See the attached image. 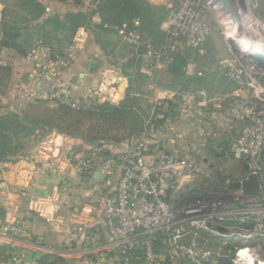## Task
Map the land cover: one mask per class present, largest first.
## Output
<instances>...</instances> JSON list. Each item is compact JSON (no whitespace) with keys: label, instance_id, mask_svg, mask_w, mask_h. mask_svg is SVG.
I'll use <instances>...</instances> for the list:
<instances>
[{"label":"built area","instance_id":"obj_1","mask_svg":"<svg viewBox=\"0 0 264 264\" xmlns=\"http://www.w3.org/2000/svg\"><path fill=\"white\" fill-rule=\"evenodd\" d=\"M145 1L166 8L167 41L162 47L138 55L143 67L153 70L159 65L169 66L177 51L194 49L202 53L215 31L223 30L235 42L233 51L240 66L220 61L216 69L242 88L213 98L204 89L190 86L168 100L157 101L152 121H161L164 114H169L178 122L198 123L210 132L205 136V149L189 155L174 151L156 157L151 163L154 151L150 135L154 126L150 121L128 148L107 161L109 167L121 170L115 197L107 207L105 224L109 242L97 244L91 235H85L81 251L91 260L114 258L123 264L138 260L145 264H220L223 254L209 248L208 242L201 238L202 230L212 228L213 234L222 236L233 229L230 225H250L253 227L250 238L264 244V71L254 59L256 54L264 55V49L251 43L250 38L255 34L253 10L247 0H237L235 9L233 3L228 7L225 0ZM239 21L244 23L243 38H240ZM130 37L140 46L138 31ZM40 78L45 79L44 75ZM103 86L111 88L107 94L103 90L100 98L114 102L117 81L103 82ZM220 132L227 138L213 140L221 137ZM70 139L54 134L42 143L50 144L52 154L59 156L66 153L65 144ZM19 159L31 162L33 155ZM227 160L243 163V171L236 179L230 174L219 177L223 172L218 163ZM89 164L81 163V172H87ZM250 175H256L260 184V192L254 196L235 186ZM202 178L211 182L210 188L202 187ZM64 190L65 187L59 186L56 191ZM25 194L23 191L18 195ZM191 234L193 238L187 242ZM78 240L79 233L67 241V249H73ZM244 251L254 264H264V259L259 255L254 258L249 249L239 251L234 264L247 262ZM11 264L28 262L16 253L11 256Z\"/></svg>","mask_w":264,"mask_h":264},{"label":"crops","instance_id":"obj_2","mask_svg":"<svg viewBox=\"0 0 264 264\" xmlns=\"http://www.w3.org/2000/svg\"><path fill=\"white\" fill-rule=\"evenodd\" d=\"M38 2L45 7L47 15H59L63 19L71 12H84L81 9L87 1H81L80 4L55 0ZM5 9L6 5L0 0V26L4 17L11 20ZM102 29L105 33L111 31L107 25L102 26L97 10L87 24L76 30L72 46L73 59L68 61V67L61 76V101L64 102L67 97L71 99H66L65 102H76L82 97H103L111 88H105L103 82L111 83L115 80L117 94L112 103H121L129 95L130 72L123 74L125 63H114L109 61V55H103L96 39ZM1 35L0 28V40ZM33 46L28 59L12 50L0 48V69L11 68L13 81L20 80L21 72L26 74L27 71H32L31 68L36 66L35 61L38 59H41V64H51L52 60L48 58L51 49L38 40ZM101 58H104L103 62L100 60L93 63L95 59ZM65 65L62 63V66ZM138 65V73L150 82L145 87L147 93H134L132 96L142 97L146 101L144 108L151 115L155 113L158 100L172 98L179 88L173 85L169 66L159 65L157 69L149 70L140 61ZM28 78L35 80L32 75ZM103 90L106 91L104 94ZM31 96L34 97V94L31 93ZM218 96L220 97L216 94ZM77 106L73 103L72 108ZM164 115L160 121L162 131L153 130L150 135L154 151L151 163L156 157L174 151L189 155L205 149L204 140L206 133H210L209 129L196 122H178L169 114ZM226 138L227 135L223 133L219 139L213 140L221 141ZM108 145L101 142L96 146L100 148H95V145L88 147L82 138L72 137L65 144L66 153L57 156L52 154L50 144L41 141L37 150L30 153L33 161L19 159L0 164V264H11V256L16 253L23 255L28 264L34 261L49 264H123L114 258L91 260L81 251L85 235H91L97 244H105L110 240L105 224L107 207L115 197L121 170L107 165L108 158L104 153ZM84 162L90 164L88 171L83 173L80 165ZM50 165L51 170L48 169ZM242 171L243 168L236 173L240 174ZM59 186L66 190L57 192ZM23 191L25 196H19ZM78 233L79 240L73 249L68 250L67 241ZM127 264L145 263L138 260Z\"/></svg>","mask_w":264,"mask_h":264},{"label":"rangeland","instance_id":"obj_3","mask_svg":"<svg viewBox=\"0 0 264 264\" xmlns=\"http://www.w3.org/2000/svg\"><path fill=\"white\" fill-rule=\"evenodd\" d=\"M1 1L6 5V15L11 20L18 21L20 24L30 20L27 10L22 7L24 0ZM81 1H87L81 9L84 11L83 13L86 15L87 21L92 19V15L99 10V5L104 3L103 0ZM227 1L230 4H234L232 8L237 4V0ZM247 5L253 10L252 19L254 21L252 24L254 25L252 27L255 34L250 38L251 43L260 49H264V0H247ZM235 12L237 11L234 10L232 13L234 17ZM165 15V7L147 6L143 17L136 19L135 23L130 22L122 28H114L107 33L102 29L96 35V39L103 50V55H109V61H113L114 63H125L122 69L123 74L130 72L128 87L130 97H133L132 94L134 93H147L145 87L150 81L138 73V55L150 48H158L166 44ZM247 15L249 16V14H246V18H249ZM238 25L240 38H243V35H245L244 23L239 21ZM138 27H141V29L144 27L142 33L140 34L139 32L140 46H136L132 42L133 38L130 37L131 34H136ZM51 31L52 33L48 37L45 36V32H36L33 41L29 44L26 55L21 56L28 59L30 57L29 53L33 52L31 50L34 47V42L38 40L41 41L42 45L51 49L49 52L50 56H48L52 60V62L50 61L51 64H41V59L34 60L36 66L31 68L32 71H27L26 74L21 72L19 76L20 80L18 81H13L11 68L3 67L0 69L1 114L4 116L10 112L17 114L19 121L25 127L22 134L15 140L16 144H22L21 150H19L21 152L19 158H24L34 152V150H37L42 140L49 139L54 134H63L70 138L86 137L93 142L95 148H100L96 146L101 142L109 144V147L105 148L107 150H104L106 158L109 159L115 153L128 148L133 139L141 134H137V131L144 130L149 122L152 121L154 114L150 115L144 108L146 101L142 97H133L126 102V105H130L133 109V113L128 114L122 111H120L122 113L113 114L102 113L103 111H100L98 107L100 108V106H104L105 104L116 106H121L122 104H113L100 97H82L76 102H65L66 99H71L67 97L64 102L61 101L63 100L60 94L63 88L60 83L62 81L61 76L66 67H68V61L73 59L72 46L75 42L76 32L73 34L71 27L63 33ZM234 47L235 42L231 40V37L225 36L223 30H216L211 42L202 53L194 49L192 50L199 54L194 52L182 53L186 64V75L189 78L194 77L192 84L199 86L201 89L207 91V93L210 92L211 94L209 93V95L213 98H216V94L223 96L242 88L240 85L221 75L216 69V65L220 61L237 67L240 66V62H238L239 60L233 51ZM100 60L103 62L104 58L95 59L93 63ZM62 63L66 65L62 66ZM30 75L35 80H29L28 77ZM40 75H44L45 79L40 78ZM187 76L173 81V85L180 90V86L187 81ZM197 79H200V81H197ZM31 93L34 94V97L31 96ZM73 103L78 105L74 109L72 108ZM62 105L85 113H81L79 116L72 114L68 119L65 116L64 120H59V115L53 112ZM94 109H97L94 115L87 112ZM77 120L80 121V125L77 128H68L70 122ZM41 121L46 123L43 124V127ZM29 124L34 125L35 129H26ZM151 124L154 126L153 130L156 131L158 129L159 132L162 131L160 129V121H152ZM223 133L220 132V135ZM122 141H125L124 144H122ZM218 165L222 168L223 172L219 173L220 178L230 174L236 179V171H240L243 168L242 162L232 160L219 161ZM201 184L206 189L211 187V182L205 181L203 178L201 179ZM230 227L233 229L228 230L222 236L213 234L212 228L200 232L201 238H204L208 242L210 249L220 251L223 254L224 259H222L220 264H234L233 261L236 260L237 253L243 249H249L254 258L259 255L261 259H264V244L255 237L250 238L253 234V227L242 224L230 225ZM192 238L193 234L186 238V241L190 242Z\"/></svg>","mask_w":264,"mask_h":264},{"label":"trees","instance_id":"obj_4","mask_svg":"<svg viewBox=\"0 0 264 264\" xmlns=\"http://www.w3.org/2000/svg\"><path fill=\"white\" fill-rule=\"evenodd\" d=\"M57 2L65 3L67 1H72L75 4H79L81 0H55ZM103 4L99 5V14L102 20V26L107 25L108 29L113 30L114 28H122L130 22L135 23L136 19H140L143 17V14L150 5L145 0H103ZM22 7L27 10V15L30 17L29 21H24L23 23H19L15 20H7L5 17L1 22V40H0V48H5L16 52L19 56L26 55L30 42L33 41L36 32H45V36H49L52 33L51 30L57 33H63L68 31L71 27L73 34L76 30L87 24L86 15L83 12L78 13H68L64 16L63 19L59 15H47L45 7L38 2V0H24L22 3ZM167 13V12H166ZM166 18V15H165ZM27 23V25H24ZM141 27L137 28V31L140 34L143 31ZM72 34V35H73ZM28 43V44H27ZM197 53L192 49H186L185 51H177L174 55V62L169 65L168 69L170 74L173 76V81H177L180 77L186 75V64L185 59L182 53ZM193 78H189L187 76V81L183 83L180 88H189L198 87L197 85H193ZM200 81V79H197ZM130 95H127L126 99L121 102V106L105 104L104 106L98 107L102 113H122L126 112L133 113V109L130 105H126L127 101L132 99ZM97 109L87 111L88 113L94 115ZM122 111V112H120ZM56 113L59 120H64L65 116L67 119L73 114L79 116L80 111H75L66 106H59L58 109L53 112ZM32 122V121H30ZM42 127L45 122L41 121ZM80 125V121L77 120L75 122H70L68 128L75 127L77 128ZM144 128V127H143ZM26 129H35L34 125H27ZM25 130V127L19 121L17 114L9 113L4 116L1 114L0 108V164L16 162L19 160V154L21 153L19 150L22 147V144H16L15 140L19 137L20 134ZM143 129L137 131V134L142 133ZM42 138V136H40ZM85 145H93L86 137L82 138ZM98 142V141H97ZM88 146V147H89ZM19 147V148H18ZM105 154V153H104Z\"/></svg>","mask_w":264,"mask_h":264},{"label":"water","instance_id":"obj_5","mask_svg":"<svg viewBox=\"0 0 264 264\" xmlns=\"http://www.w3.org/2000/svg\"><path fill=\"white\" fill-rule=\"evenodd\" d=\"M226 5L229 7L230 3L225 0ZM254 59L257 63V66L262 68L264 71V55L256 54L254 55ZM237 188H241L244 194L249 196L257 195L260 192V184L258 177L256 175H250L243 182H237L235 184ZM221 232H225L224 229H219Z\"/></svg>","mask_w":264,"mask_h":264},{"label":"bare ground","instance_id":"obj_6","mask_svg":"<svg viewBox=\"0 0 264 264\" xmlns=\"http://www.w3.org/2000/svg\"><path fill=\"white\" fill-rule=\"evenodd\" d=\"M246 253H247L246 251L243 252L244 257H246L247 260L245 264H254L252 257L251 256L247 257Z\"/></svg>","mask_w":264,"mask_h":264}]
</instances>
